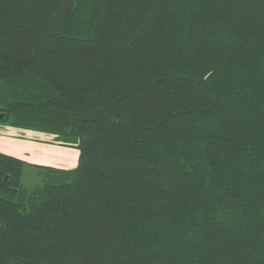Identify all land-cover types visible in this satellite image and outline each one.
I'll use <instances>...</instances> for the list:
<instances>
[{"label":"trees","instance_id":"1","mask_svg":"<svg viewBox=\"0 0 264 264\" xmlns=\"http://www.w3.org/2000/svg\"><path fill=\"white\" fill-rule=\"evenodd\" d=\"M0 124L79 151L0 153V264H264V0H0Z\"/></svg>","mask_w":264,"mask_h":264},{"label":"crops","instance_id":"2","mask_svg":"<svg viewBox=\"0 0 264 264\" xmlns=\"http://www.w3.org/2000/svg\"><path fill=\"white\" fill-rule=\"evenodd\" d=\"M44 135L47 134L0 124V153L16 157L34 165L57 168L62 166L67 169L68 167H65L67 166L65 165L66 163L61 161L56 151L51 150V148L56 149V147L51 145L53 143L45 142L42 139ZM51 136L55 137V135ZM60 148L65 149L63 147ZM62 151L60 152L61 157L71 159V154Z\"/></svg>","mask_w":264,"mask_h":264},{"label":"rangeland","instance_id":"3","mask_svg":"<svg viewBox=\"0 0 264 264\" xmlns=\"http://www.w3.org/2000/svg\"><path fill=\"white\" fill-rule=\"evenodd\" d=\"M39 132V131H38ZM44 133V132H41ZM47 135L43 136V140H45V142H51L53 144L54 147H56V149L51 148V150L56 151L57 156L61 159L62 162L66 163L65 167H68L67 169H74L75 167H77L78 165V159H79V151L77 149H72V148H67L64 145H61L60 142L57 141L56 136L53 137L51 136V134L49 133H44ZM60 147H63L65 149H61ZM62 150H66V151H62ZM66 152L67 154H71L72 157L71 159L68 158H63L60 156V152ZM61 168H64L62 166H60ZM57 168V167H56ZM66 169V168H64ZM41 176L39 174V170L35 167L32 166H27L24 168V172H23V176H22V187L28 191H32L36 186L40 185L42 183L41 181Z\"/></svg>","mask_w":264,"mask_h":264}]
</instances>
